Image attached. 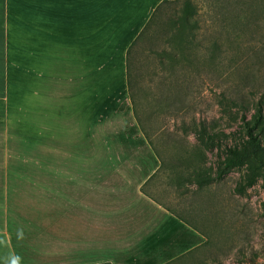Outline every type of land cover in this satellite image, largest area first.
Segmentation results:
<instances>
[{"label": "crops", "instance_id": "0c3cea01", "mask_svg": "<svg viewBox=\"0 0 264 264\" xmlns=\"http://www.w3.org/2000/svg\"><path fill=\"white\" fill-rule=\"evenodd\" d=\"M160 1L16 0L15 52L30 61L16 60L0 264H168L208 243L141 190L160 161L132 113L125 51Z\"/></svg>", "mask_w": 264, "mask_h": 264}, {"label": "rangeland", "instance_id": "374dc122", "mask_svg": "<svg viewBox=\"0 0 264 264\" xmlns=\"http://www.w3.org/2000/svg\"><path fill=\"white\" fill-rule=\"evenodd\" d=\"M170 1L163 23L131 59L137 116L161 159L144 190L199 227L208 243L168 264H264L261 180L239 192L241 170L213 178L216 154L232 132L243 136L240 117L264 101V0ZM15 16L16 0H0L1 172L7 155L14 162L17 141L16 60L19 71L30 61V54L15 52ZM230 99H243L248 109ZM202 125L225 134L219 135L218 150L197 140Z\"/></svg>", "mask_w": 264, "mask_h": 264}, {"label": "trees", "instance_id": "16d2710c", "mask_svg": "<svg viewBox=\"0 0 264 264\" xmlns=\"http://www.w3.org/2000/svg\"><path fill=\"white\" fill-rule=\"evenodd\" d=\"M170 4V0H161L154 7L150 16L148 17L142 28L139 30V32L136 34V36L131 40L125 51V80L132 113L134 115L136 123L140 128V131L142 132L151 147V142L141 127L135 108L134 92L132 88L133 79L131 75V59L139 43H143L146 41L149 42V37L157 29L159 24L163 23L161 15L165 11V9L170 6ZM185 6L189 7L188 4H185ZM230 103L248 109V104L243 99H230ZM240 119V127L243 131V136H237L236 134H234V132H232L231 142L229 144L223 145L221 154H216V167L214 169L213 175V178L219 179L228 170H241V177L243 183H239L236 186V189H238L239 192L242 191L243 186H251L257 179L261 180V184L264 187V101H257L250 115L248 117L241 116ZM220 134L223 133H219L215 130H212V128L207 129L206 126L202 125L200 128L197 129V140L210 151L214 148L218 150L217 141L219 139ZM154 153L160 161V168L161 159L155 151ZM156 172L153 173L141 186L142 191L145 192L144 185L150 180H152ZM197 176L198 174L192 177ZM196 179L193 181L197 184L198 180ZM177 217L180 218L179 216Z\"/></svg>", "mask_w": 264, "mask_h": 264}]
</instances>
